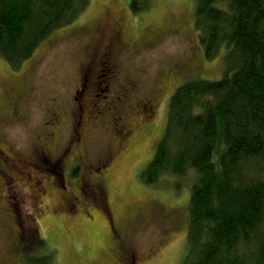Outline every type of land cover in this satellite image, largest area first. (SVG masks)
I'll return each mask as SVG.
<instances>
[{
	"label": "rangeland",
	"instance_id": "rangeland-1",
	"mask_svg": "<svg viewBox=\"0 0 264 264\" xmlns=\"http://www.w3.org/2000/svg\"><path fill=\"white\" fill-rule=\"evenodd\" d=\"M196 2L91 0L19 68L0 55V264H30L51 251L52 264L185 263L194 172L165 174L155 185L140 174L166 133L178 87L218 80L225 70L224 49L206 57ZM108 51L119 66L104 81L110 96L131 79L155 111L152 126L137 107L127 114L135 126L123 144L110 112L93 124L87 113L80 119L76 104L81 63L101 69ZM77 161L82 168L71 171Z\"/></svg>",
	"mask_w": 264,
	"mask_h": 264
},
{
	"label": "trees",
	"instance_id": "trees-1",
	"mask_svg": "<svg viewBox=\"0 0 264 264\" xmlns=\"http://www.w3.org/2000/svg\"><path fill=\"white\" fill-rule=\"evenodd\" d=\"M90 2L0 0V55L19 68ZM195 22L207 59L224 49L225 70L178 87L140 175L155 185L194 172L184 264H264V0H197ZM54 254L29 262L52 264Z\"/></svg>",
	"mask_w": 264,
	"mask_h": 264
},
{
	"label": "flooded vegetation",
	"instance_id": "flooded-vegetation-1",
	"mask_svg": "<svg viewBox=\"0 0 264 264\" xmlns=\"http://www.w3.org/2000/svg\"><path fill=\"white\" fill-rule=\"evenodd\" d=\"M107 48H111V45L109 44ZM102 56L106 60L99 61V63L102 65L101 69L98 68V64H94L91 61H90L91 63H89L88 61L87 63L85 62L81 63V70H83V75L81 78L84 83L78 86L77 93L81 96L82 103H80L81 102L80 96H77L76 104L78 105L77 107H78L80 119H82L83 121V119L86 116V115L83 116V113L84 114L87 113V117L90 118V122L91 123L93 122V124H97L98 122L103 121V117H105L106 114L110 112L108 115H112V120H116V121L115 123H112V120L108 122L113 126H115V130L119 132L115 140L119 141V144H123L125 143V141H127L129 136L132 135L133 126H135V123H131L127 120V114H129L131 110L137 107L140 110V112H142L143 114L149 117L148 123L150 126H152L154 124L153 118L155 115L154 114L155 111L151 102H148V104H143V102L137 98L138 84L131 79L125 80V82L123 83H119V85L116 87L117 89L116 93L114 94L112 91L111 93L112 95L113 94L114 95L113 97L110 96L111 94H109V92L111 91V87L109 81L108 80H106V82L104 81L109 74H114L116 72V76H117V73H119V68H118L119 66L115 64V61L113 59L114 56L113 53H111V51L105 53L103 52ZM104 63L105 65H103ZM91 77H94L95 80H91ZM100 77L102 78V80L99 81L98 79ZM102 83H104V85H102ZM89 84L90 86L88 87ZM99 100H102L101 103L104 105V107H100V109L98 107L100 104ZM118 120L122 122L119 124ZM77 124L79 125V122ZM86 125L88 126L89 123H86ZM116 126H120V127L117 128ZM69 149L70 148L66 150L63 156L55 159L58 160V166L65 164V162H67V160L70 158V156L67 157L66 154L71 152L72 148L70 150ZM114 158L115 156L110 157L109 160H112L113 163ZM48 159L52 160L51 158ZM73 162H75V160H73ZM40 166L42 168H46L43 165ZM71 166H72L71 171L82 168L81 162L79 161H77L76 164H72ZM93 166L94 168H92V170L96 172L99 166L98 165H93ZM62 178L63 177H61V179Z\"/></svg>",
	"mask_w": 264,
	"mask_h": 264
}]
</instances>
